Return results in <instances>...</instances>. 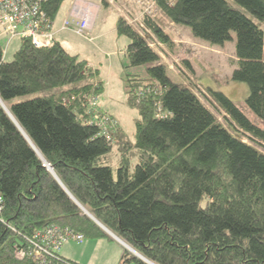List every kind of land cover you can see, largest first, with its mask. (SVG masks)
Returning <instances> with one entry per match:
<instances>
[{
    "label": "trees",
    "instance_id": "1",
    "mask_svg": "<svg viewBox=\"0 0 264 264\" xmlns=\"http://www.w3.org/2000/svg\"><path fill=\"white\" fill-rule=\"evenodd\" d=\"M65 1L45 3L52 21ZM150 1L163 19L211 46L236 36L232 80L248 85L246 108L264 123V0ZM118 19V36L130 41V67L147 68L146 78L130 75L126 83L127 105L139 117L135 142L113 118L111 140L79 120L86 100L104 92L87 61L59 43L39 49L24 40L9 62L0 46V99L42 156L0 106V264H38L16 250L53 225L85 240L110 239L79 205L153 264H264V153L241 138L264 145V130L210 90L228 126L222 124L193 89L173 79L148 41ZM143 25L174 47L162 19L146 16ZM153 88L159 89L148 91ZM57 256L51 264H76ZM121 261L147 264L127 250Z\"/></svg>",
    "mask_w": 264,
    "mask_h": 264
},
{
    "label": "rangeland",
    "instance_id": "2",
    "mask_svg": "<svg viewBox=\"0 0 264 264\" xmlns=\"http://www.w3.org/2000/svg\"><path fill=\"white\" fill-rule=\"evenodd\" d=\"M107 8H111L115 14L122 17H131L134 25L132 26L141 35L146 38L152 45L153 50L159 53L161 61L168 68V72L173 79L180 84H184L199 96L213 114H216L218 120L225 124L224 113L217 110L215 103L210 97V90L221 92L226 95L232 102L240 107L243 113L264 130V123L258 121L255 116L246 108V100L250 94L248 85L232 80V75L238 68L239 59L236 56V36L233 34L234 40L225 43L223 46H211L208 43L194 38L191 31L180 26L169 23L168 20L161 17L158 6L149 0H106ZM72 0H66L61 7V12L58 16L59 20H64L66 13L69 11V5ZM98 6V5H97ZM99 7V6H98ZM146 16L152 18L158 17L164 21L166 33L171 36L174 41V47L170 49L160 43L158 39L151 34L150 31H143L141 25L144 24ZM264 30V23H259ZM111 28L107 27L101 30L108 33V36L101 40L96 39V43H89L71 32H66L59 36V43L71 54L83 51L86 54V60L97 64L101 80L104 83H112L111 96L108 93L99 95L100 106L106 110L111 118L117 120L122 129H124L127 137L132 142H135V120H137V112L128 107L126 96V83L129 75L142 74L147 77L146 67L131 68L128 59L125 56L124 50L130 44L127 37H118L117 34H109ZM8 41L3 39L2 47L4 48ZM106 44H105V43ZM73 45L76 47L73 49ZM7 61L14 59V53L20 48V41L14 39L10 45ZM82 52V53H83ZM112 55V56H110ZM81 59L84 57L80 55ZM98 78V77H97ZM107 81V82H106ZM108 91V92H109ZM39 95H27L25 97L16 98V102H24L34 99ZM9 108L6 104L3 107ZM255 119V120H254ZM232 132V131H231ZM233 133V132H232ZM234 134V133H233ZM248 145L254 146L258 151L264 153V145H259L249 139V137L241 136ZM132 255L130 250H127ZM133 256V255H132Z\"/></svg>",
    "mask_w": 264,
    "mask_h": 264
},
{
    "label": "built area",
    "instance_id": "3",
    "mask_svg": "<svg viewBox=\"0 0 264 264\" xmlns=\"http://www.w3.org/2000/svg\"><path fill=\"white\" fill-rule=\"evenodd\" d=\"M48 1L0 0V46H2L3 39L8 42L18 39L20 41L29 40L35 48L39 49L53 47L56 44L55 34L53 33L54 22L48 16L47 11H44V5ZM99 12V7L91 1L75 0L67 18L63 22V30H71L91 42L94 40L92 34ZM130 16H122V18L133 26L134 23H132ZM140 27L143 31L148 30L144 25ZM144 39L147 40L146 38ZM150 47L152 48L151 44ZM7 48L6 44L3 48L4 54ZM88 69L92 70L93 67L89 66ZM157 89L159 88H153L148 91L156 92ZM137 90H134L136 95L142 96L143 92ZM85 106V114L79 116L82 124L88 126L96 125L100 130L99 136H107L111 140V128L118 124L117 121L115 122L110 116L102 112L98 107L97 97H89ZM4 208L5 202L0 193L1 221H3L1 216H3ZM71 241L83 244L85 238L82 234L68 228L64 229L58 225L49 226L44 228V230L37 231L32 238L26 239L27 247L17 249L16 255L21 259L30 258L35 260L38 264H51L53 260H58L57 255Z\"/></svg>",
    "mask_w": 264,
    "mask_h": 264
},
{
    "label": "crops",
    "instance_id": "4",
    "mask_svg": "<svg viewBox=\"0 0 264 264\" xmlns=\"http://www.w3.org/2000/svg\"><path fill=\"white\" fill-rule=\"evenodd\" d=\"M74 1L75 0H72L71 4L69 5V11H70V8H71ZM87 1H91L95 5H98L99 9H100L99 15L97 17V23L93 29L94 32L92 34L94 40L90 42L88 39L84 38V36L78 35L77 33L73 32L71 30H68V31L63 30V22L68 16V13H69V11H68V13H66V16H65L66 18L64 20H59L58 19L59 15H58L57 19L55 21H53L54 22L53 33L55 34L56 43H59L58 37L62 36L66 32H71V33L75 34L76 36L82 38L83 40H85L89 43H96L95 42L96 39L101 40L102 38H105L106 36H108V33H106V32L103 33V31H102V33H101V30H103L107 27L111 28V29H109V30H111L109 32V34L115 33L118 36L117 30H116V24L119 20L118 18H122V17L115 14L111 8H105L104 6H102V0H87ZM16 40H18V39H16ZM12 42L13 41L6 43L8 48H7L6 53L3 56L5 58V60H7L6 56L8 55V52H9L10 47H11L10 45ZM20 43H21V41H20ZM74 48H76V47L73 45V49ZM125 50H124V52H125ZM82 52L83 51L75 52L76 56L80 57V55L83 54L84 57L82 58V60L87 61L85 52H83V53ZM110 56H112V55H110ZM125 56H126V52H125ZM80 59H81V57H80ZM87 63L89 64V66L91 68L93 67V69L95 71H98V75L100 74L99 69L96 66L97 64H94L92 61L91 62L87 61ZM136 75H140V74L136 73L132 76H136ZM140 76L143 78H146L142 74ZM97 81H100L103 83V86H104V92L103 93L106 92V93H108V96H111V91H109V90L113 86L112 83L108 82L105 84L104 79L101 80L99 77H98ZM97 101H98V107L102 110V112L112 116L111 114H109L106 110H104L100 106L99 97H98ZM119 127L122 128L120 123H119ZM109 238L110 239L99 238L98 240L88 239V240H85V242L83 244H77L76 242H73V241L68 242L67 245L60 251V256L62 257V259L64 261H70V262H73L76 264H121L122 256L127 249L125 248L123 243L119 242L117 239L113 238L111 235H109ZM60 264H62V263H60Z\"/></svg>",
    "mask_w": 264,
    "mask_h": 264
},
{
    "label": "water",
    "instance_id": "5",
    "mask_svg": "<svg viewBox=\"0 0 264 264\" xmlns=\"http://www.w3.org/2000/svg\"><path fill=\"white\" fill-rule=\"evenodd\" d=\"M2 103H3V101H1V99H0V106H1V108H2V110L5 112V113H7V115L9 116V118L12 120V122L13 123H15V125L19 128V130H20V132L21 133H23V135H24V137H25V139L27 140V142H28V144H30L32 147H33V149H34V151L40 156V157H42L39 153H38V151H37V149L35 148V145L34 144H32V142H31V140L27 137V135L23 132V130H22V128H21V126H20V124L19 123H17L16 122V120H15V118L13 117V115H11L9 112H7V110L3 107V105H2ZM43 161H44V165H45V167L46 168H48V170L50 171V173L52 174V175H54L55 177H57L56 175H55V173H54V170H53V168L49 165V164H47V162L43 159ZM58 179V178H57ZM58 181H59V179H58ZM61 184V183H60ZM61 186L63 187V185L61 184ZM64 189H65V191L70 195V193L68 192V190L66 189V187H63ZM70 197L71 198H73L71 195H70ZM73 200H74V198H73ZM75 201V200H74ZM77 202V201H76ZM78 204V203H77ZM79 205V204H78ZM79 207L80 208H82L83 209V211H84V213H85V215L86 216H88L89 218H91L98 226H100L101 227V229H103L104 231H106V233L108 234V235H111L113 238H115V239H117L119 242H121V243H123V245L125 246V248L127 249V250H130L131 251V253H132V255H134L136 258H138L139 260H142L144 263H147V264H153L152 262H150L149 260H147L146 258H143L136 250H132L123 240L121 241L120 239H118L111 231H109L108 229H106L100 222H98L88 211H86V209H84L81 205H79Z\"/></svg>",
    "mask_w": 264,
    "mask_h": 264
},
{
    "label": "bare ground",
    "instance_id": "6",
    "mask_svg": "<svg viewBox=\"0 0 264 264\" xmlns=\"http://www.w3.org/2000/svg\"><path fill=\"white\" fill-rule=\"evenodd\" d=\"M142 99V98H141ZM4 105V102L2 103ZM6 107V106H5ZM7 112H9L12 115V112H10V109L6 107ZM163 112V111H162ZM157 115V114H156ZM255 120V119H254ZM56 224V223H55Z\"/></svg>",
    "mask_w": 264,
    "mask_h": 264
}]
</instances>
